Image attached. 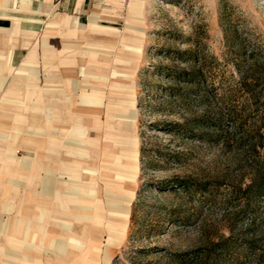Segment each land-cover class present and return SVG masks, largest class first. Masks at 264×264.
<instances>
[{
    "label": "rangeland",
    "instance_id": "rangeland-1",
    "mask_svg": "<svg viewBox=\"0 0 264 264\" xmlns=\"http://www.w3.org/2000/svg\"><path fill=\"white\" fill-rule=\"evenodd\" d=\"M129 2L101 17L108 29L61 28L52 39H44L45 30L38 34L40 52L54 53L39 57L45 70L37 73L38 85L47 90L40 95L51 96L53 88L75 101L86 89L100 98L95 122L88 114L79 119L84 144L75 151L82 155L69 156L66 145L61 153L65 162L76 160L77 185L92 207L75 211L85 227L76 234H90L100 251L80 259L53 247L47 264H105L108 222L120 219L110 202L123 193L130 197L124 235L106 264H254L242 237L264 231V198L248 199L243 188L251 168L264 162V146L249 147L263 133L264 98L249 99L235 63L244 72L254 64L264 75V0H143L139 16L130 14ZM2 53L0 66L12 69ZM7 89H0V111L12 117L24 89ZM124 140L135 142L134 181L116 178V157L127 161ZM230 229L223 249L211 246ZM62 233L71 231L53 237ZM37 255L34 264H44L39 249Z\"/></svg>",
    "mask_w": 264,
    "mask_h": 264
},
{
    "label": "crops",
    "instance_id": "crops-1",
    "mask_svg": "<svg viewBox=\"0 0 264 264\" xmlns=\"http://www.w3.org/2000/svg\"><path fill=\"white\" fill-rule=\"evenodd\" d=\"M120 1L123 0H0V56L3 51L7 65L12 67L0 66V89H24V94L13 101L19 108L12 117L0 111V264H34L38 261V249L47 264L53 247L64 251L66 257L81 254L80 259H94L100 251L98 240L90 234H76L82 228L78 220L84 215L75 211L92 207L83 200L86 194L77 185L76 160L70 158L65 162L61 154L66 145L69 156L82 155L75 151L84 144L85 129L80 122L84 121L85 114L95 122V107L100 104V98L86 89H81L75 101L69 97L63 99L61 91L53 88L51 96L40 95L45 88L38 85L37 73L45 69L38 63L39 57L54 53L40 52L37 38L44 30V39H52L58 37L52 32L61 28L108 29L110 26L99 24L101 17L112 13L114 5ZM142 3L143 0H130V14L139 16ZM128 49L139 51L135 46ZM10 71L19 76L18 79H10ZM56 82L52 80L51 86H56ZM126 117L130 119L132 115ZM6 118L11 122L5 123ZM94 130H90L93 139ZM124 145L122 155L127 161L121 163V157H116V178L134 181L135 142L124 140ZM16 150L28 154L19 156L14 153ZM88 195L92 196L93 191ZM129 199L123 193L119 201L110 202L115 206L111 213L120 219L115 224L108 222V237L102 251L105 264L112 245L124 235ZM95 209L96 218L99 210ZM69 215L77 222L66 219ZM94 222L98 223V218ZM54 231L71 233L54 238Z\"/></svg>",
    "mask_w": 264,
    "mask_h": 264
},
{
    "label": "trees",
    "instance_id": "trees-1",
    "mask_svg": "<svg viewBox=\"0 0 264 264\" xmlns=\"http://www.w3.org/2000/svg\"><path fill=\"white\" fill-rule=\"evenodd\" d=\"M242 54V53H241ZM241 54H239L241 58ZM235 66L240 74V85L242 89L249 95V99L258 100L260 97L264 98V75L261 77V70L252 64L245 72L241 70L240 64L235 63ZM260 85L259 88L256 86ZM264 105V102H263ZM260 126L263 129V133L259 135V141L257 143H250L249 147L253 151H257V148H263L264 146V113L261 117ZM234 131L237 129V125L233 126ZM242 137L244 136L240 133ZM236 139L239 143L242 139ZM250 179L246 186L243 188V192L248 196L247 198L263 199L264 198V162L257 163L250 171ZM182 186V184H180ZM246 200L243 205V210L247 211L250 206L249 200ZM230 229V234L227 236H220L217 240L211 241V246L220 247L223 249L226 242L232 238L233 232ZM244 247L255 253L254 264H264V231L260 229L258 232L253 233L251 236L243 234L242 237Z\"/></svg>",
    "mask_w": 264,
    "mask_h": 264
}]
</instances>
